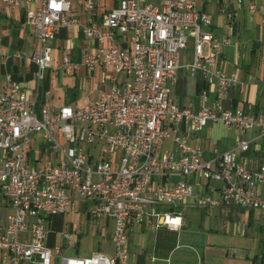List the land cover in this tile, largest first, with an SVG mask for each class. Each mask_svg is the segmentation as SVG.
<instances>
[{"label":"built area","instance_id":"2783aa9c","mask_svg":"<svg viewBox=\"0 0 264 264\" xmlns=\"http://www.w3.org/2000/svg\"><path fill=\"white\" fill-rule=\"evenodd\" d=\"M79 1L85 10L95 7L93 0ZM21 5H28L24 22L38 42L32 60L41 78L53 60L48 41L59 26L77 20L64 17L71 0H0V8ZM247 10L255 13L258 5L250 2ZM211 24V14L199 9L195 0H116L98 20L80 24L83 37L98 42L96 51L80 63L65 54L62 67L73 72L79 64L111 66L126 81L103 89L97 100L83 107L63 105L56 110L46 103L37 105L15 83L0 91V197L12 206L6 225L0 226V264H126L129 228L149 219L156 227L177 230L182 225L180 205L234 204L264 211V165L250 170L236 153L247 151L248 141H238L231 150H214V165L202 159L201 150L188 143L186 134L174 137V151L164 148L169 138L165 119L184 121L194 132L209 122H221L238 131L258 128L264 133V115L216 103L210 107L207 91L201 92L196 112L177 106L169 97L179 54L189 38L193 59L188 67L216 83L217 99L223 90L237 85L233 73L214 66L229 40H217L202 30ZM124 35L129 36L125 43ZM203 44L208 46L205 54ZM34 134L50 144L58 155L56 163H30ZM209 181L220 186L203 184ZM205 187L209 190L201 191ZM75 200L90 202L86 218L100 214L113 218L110 254L60 256L61 246L52 251L46 245V222L72 211ZM69 236L64 233L65 239Z\"/></svg>","mask_w":264,"mask_h":264},{"label":"crops","instance_id":"0c3cea01","mask_svg":"<svg viewBox=\"0 0 264 264\" xmlns=\"http://www.w3.org/2000/svg\"><path fill=\"white\" fill-rule=\"evenodd\" d=\"M195 1L199 9L212 16V24L203 26L202 30L211 32L217 40H229L214 66L233 73L237 85L223 90L217 99L216 83L207 82L201 71L191 72L188 67L193 59V41L189 38L187 47L179 54V68L169 90L170 99L177 106H189L196 112L200 108L201 92L207 91L210 107L216 103L225 109L264 115V0ZM93 2L95 7L90 11L85 10L79 0L75 4L71 2V9L64 17L77 21L68 26H59L55 37L48 41L53 60L51 67L42 71L41 78L36 76L38 68L32 60L38 42L32 28L24 22L28 5L0 8V91L15 83L23 94L35 99L37 105L46 103L51 110H56L63 105L83 107L97 100L103 89L126 81L127 77L111 66L87 68L79 64L73 72L62 67L63 55L67 54L70 60L80 63L83 57L97 49L96 39L83 37L80 24L91 19L98 20L103 12L116 4V0ZM250 2L258 5L257 12H248ZM177 33L181 34L182 31L178 30ZM126 39H129L128 35L122 36L121 40L125 43ZM207 51L208 46L203 44V54ZM164 125L169 133V138L164 142L167 150H175L176 135L186 134L188 143L201 150L202 159L210 160L214 165V150H231L238 141L244 140L249 142V148L244 152L237 150L238 159L250 170L264 165V133L258 128L238 131L221 122H209L194 132L186 122L173 123L169 119L164 120ZM29 150L31 164L38 166L43 161H58V155L39 134L32 136ZM171 177L176 179L175 176ZM189 179L195 181L194 177ZM203 184L214 189L219 187L213 181ZM207 190L205 187L201 191ZM76 204L83 210V200H75V208ZM7 207L9 213H0L2 227L7 223L12 206L7 198L0 197V208ZM86 210L85 222L89 217L105 218V226L110 228L107 238L111 249L107 253H100L110 254L114 248L113 218L104 214L86 218ZM177 211L182 216V225L177 230L156 227L149 219L129 228L125 245L126 264H254L255 260L257 264V258L264 256V211L234 204L209 208L183 204L177 207ZM52 217L47 226H50ZM48 239L49 233L47 246Z\"/></svg>","mask_w":264,"mask_h":264},{"label":"rangeland","instance_id":"374dc122","mask_svg":"<svg viewBox=\"0 0 264 264\" xmlns=\"http://www.w3.org/2000/svg\"><path fill=\"white\" fill-rule=\"evenodd\" d=\"M75 1L71 0L73 4ZM213 182H217L220 186L218 181ZM84 202L83 210L79 209L78 204H76L74 211L67 210L64 214L53 216L50 226H47L48 222H46V229L49 233L48 246L52 251H54V246H61L60 256L63 254L65 256L85 257L98 252L107 253L111 249L110 241L107 238L110 228L105 226V218L103 216L89 217L85 222L84 211L90 206V202ZM0 213L6 215L9 213V208H0ZM64 233H69V240L64 238ZM257 259L259 262L260 258Z\"/></svg>","mask_w":264,"mask_h":264},{"label":"trees","instance_id":"16d2710c","mask_svg":"<svg viewBox=\"0 0 264 264\" xmlns=\"http://www.w3.org/2000/svg\"><path fill=\"white\" fill-rule=\"evenodd\" d=\"M258 264H264V256H262V257L260 258V261H259Z\"/></svg>","mask_w":264,"mask_h":264}]
</instances>
